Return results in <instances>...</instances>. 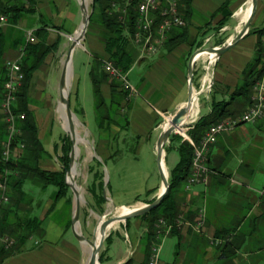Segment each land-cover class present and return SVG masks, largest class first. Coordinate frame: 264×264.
Listing matches in <instances>:
<instances>
[{"label": "crops", "instance_id": "crops-1", "mask_svg": "<svg viewBox=\"0 0 264 264\" xmlns=\"http://www.w3.org/2000/svg\"><path fill=\"white\" fill-rule=\"evenodd\" d=\"M36 2V14L25 16L16 25L8 23L0 27L2 50L0 80L3 77L2 68L5 62L21 58V51L26 43L25 32L35 31L45 26L48 31L47 43L49 45L59 43V45L57 50L49 54L42 65L34 71L29 86L27 108L32 115L37 138L49 155L47 158L40 159L39 166L46 170L57 171L58 169L52 167L51 160L58 147L54 136V122L57 124L55 113L60 104L57 81L61 77L65 60L62 49L67 42V37L74 36L76 28L80 25L78 20L81 11H79L77 0H36ZM226 2H228L226 11L230 12L231 16L215 35L216 33L212 30L217 28L220 20L223 19V14L218 10ZM249 3L250 0H191L187 11L183 2V16L187 22L186 27L191 42H195V47H191L190 43H182L168 51L165 45L156 56L141 58L137 49L130 46L134 61L128 73L135 65L144 64L147 70L146 78L144 77L135 95L126 96L119 87L113 90L109 79L100 78L99 61L109 59L105 47L107 31L101 26L88 28L81 44V48L85 49V45L89 48L88 62L83 66L84 75L90 80L93 93V76L95 81H98L105 105L101 115L105 122L109 121L111 125H116L114 128L116 131L111 132L108 127L99 128L97 134L100 149L96 151L101 162L110 160L115 163L121 159L127 153H123L121 148H127L129 143L134 141V137H141L143 141L154 139L157 143L162 131L160 124L165 116L178 111L188 101V63L193 50L208 44L209 47L222 46L234 38L244 24L239 12L246 9ZM263 28L264 1L259 0L249 32L235 46L211 62L213 93L209 104L204 102L199 105L202 115L210 113V104L213 99L228 101L238 88L242 75L255 59L259 41L264 44V38L255 33ZM211 32V35H207L200 42V36ZM220 37L224 40L216 43L215 39L218 40ZM198 43H202L201 47H197ZM204 55L207 60H210L209 55ZM74 67L76 64L73 61L72 77L79 99L82 77L80 73L75 74ZM197 68L196 66L194 70L193 86L195 90H200L204 72ZM95 103L94 93V105ZM113 104L115 111L109 118L106 112ZM237 107L236 116H240L249 106L247 103H241ZM80 108L84 113L81 104ZM103 112L107 117H104ZM168 118L166 117V120ZM97 120L100 123L99 118ZM121 121L125 123L120 125ZM245 125L250 127L246 128ZM263 132L264 117L256 124H244L231 132L221 134L217 143L210 148L207 157L208 168L212 171L208 183L189 189L183 186L179 193L180 198H183L185 212L183 227L179 233L181 255L180 261L173 264H264V242L260 244L261 241H257L253 249L249 245L252 237L259 236L257 230L264 224ZM120 137L122 142H118ZM113 140L118 144V150L115 152L110 147ZM155 143L153 152L156 151ZM91 169V172L95 170ZM93 183L96 184V182ZM161 189L162 183L159 180L156 187L148 191L147 202L143 205L155 200L161 193ZM38 200L37 197L36 201ZM41 203H43L41 204L43 210H48L53 201L49 197ZM65 203V200L56 203L53 211L47 215L48 218L58 211L57 209H65L66 218L63 223L56 224L54 221L48 223L44 220L46 223L42 225L44 230L42 239L31 238L19 252L7 257L0 264H86L84 248L77 242L71 231L73 205L69 209ZM131 204H120L118 207H129ZM42 208L39 207L37 210ZM200 210H203L205 214L203 226L198 228L197 217ZM99 211L101 212V208ZM44 215L46 214H41L39 219H42ZM251 219L253 225L250 227L247 223ZM128 220L119 222L118 228H112L108 233L109 239L107 240V237L104 241V250L101 252L104 254V261L101 264H128V262L129 264H145L142 244L146 231L145 223L137 217ZM81 221L80 211L79 222ZM172 236L167 233L159 237L158 244ZM215 240H220L222 243L216 245ZM0 246H2L1 242Z\"/></svg>", "mask_w": 264, "mask_h": 264}, {"label": "trees", "instance_id": "trees-1", "mask_svg": "<svg viewBox=\"0 0 264 264\" xmlns=\"http://www.w3.org/2000/svg\"><path fill=\"white\" fill-rule=\"evenodd\" d=\"M116 0H94V9L91 15L90 24L94 22L96 16L98 22L107 31V38L105 42L106 51L109 55V60L114 64L115 67L122 70L124 73H128L133 64V51L132 44L125 35L123 24L120 22V13L111 10V5ZM138 0H133L131 4V10L134 11ZM191 0H185V9L188 11ZM228 2L224 3L218 10L219 13L223 14V19L220 20L217 29L222 28L226 23L227 19L230 18L231 13L226 11L228 8ZM37 2L36 0H0V16L7 19L11 25H16L25 16L34 15L36 11ZM185 19V18H184ZM187 26V25H186ZM259 37L263 38L264 28L256 31ZM34 37L36 38L33 43H25L23 50L24 55L21 58V68L24 73V80L21 88L16 94V102L13 106V111L16 115L25 114L23 120L17 121V127L20 130L19 134H16L12 149L20 145H24L23 152L18 153L16 156H11L8 161H5L3 157V144L7 140L8 133L6 132V125L3 122V114H0V181L7 179L9 202L7 204L0 205V237L12 236L16 240V245L11 248H5L0 246V263L3 262L7 257L19 252L31 239V237L39 236L43 237L44 230L42 228L44 218L39 219L33 213V195L24 190L26 183L31 182L33 188H40L41 192H46L49 186H54L56 192L53 194V203L51 208L59 202L61 198L67 196L70 191L69 185L65 178V168L69 165V150L71 147V141L69 139L68 146L63 145V158L64 170L50 171L43 169L39 166L40 159L47 158L49 155L42 147L41 142L37 138L36 128L34 126L32 115L28 112V92L30 81L34 71L42 65L46 57L55 52L58 48L59 43L49 45L48 31L45 26L37 28L34 31ZM182 43H190L191 47H195V42H191L190 35L187 27L175 29L169 35L166 47L169 51L177 47ZM202 43H198L197 47H201ZM132 48H131V47ZM264 47L263 42L259 41L257 45V52L253 62L247 67L241 83L236 88L235 92L230 96L228 101H214L212 100L211 111L209 114L200 116L196 120V123L189 126L187 129V136L194 142L198 143L205 132L214 124L223 121L226 118L235 117L238 113V105L241 103L251 104V95L253 86L261 81L264 75ZM2 50L0 48V58ZM1 66V59H0ZM3 77L0 80V101L4 95V83L6 81V64L2 68ZM92 76V73H91ZM112 82V89L116 88V85ZM94 93H95V110L101 121V113L105 108L104 99L99 89L98 81H95L93 76ZM124 92V91H122ZM126 94V93H124ZM104 107V108H103ZM2 110V109H1ZM115 111V105L113 104L110 109L107 110L108 117H112V112ZM243 114V113H242ZM241 114V115H242ZM239 117V116H238ZM104 120V119H103ZM99 125V124H98ZM101 128V125H99ZM177 133L184 134L182 129L176 131ZM178 142L176 151L179 155V161L177 164L170 169L169 182L170 188L164 199L157 206V208L151 210L137 218L144 221L146 231L142 238V244L144 247L145 264L150 257L152 247L158 244V234L156 225L159 220H164L168 224L172 225V229L169 235L177 237L180 242V231L176 221L179 217L184 219L185 212L183 211V198H180L179 193L189 176H191V168L193 162V147L184 137L178 134H172L170 139V145L167 149L173 148V145ZM99 166V163H97ZM90 171L92 169L90 168ZM211 171V170H210ZM212 172V171H211ZM95 177L100 181L93 183L89 187V192L92 195L95 203L102 207L106 202L103 193L104 182L101 180L98 173L95 172ZM151 202H148V204ZM182 204V205H181ZM39 206H37L38 208ZM48 209L47 215L50 214ZM23 212V216L20 212ZM103 210L101 209V212ZM129 220L127 221V223ZM70 227V226H68ZM109 237L107 238V240ZM180 244V243H179ZM178 244V245H179ZM104 261V254H100V263ZM129 264V262H128Z\"/></svg>", "mask_w": 264, "mask_h": 264}, {"label": "rangeland", "instance_id": "rangeland-1", "mask_svg": "<svg viewBox=\"0 0 264 264\" xmlns=\"http://www.w3.org/2000/svg\"><path fill=\"white\" fill-rule=\"evenodd\" d=\"M261 1H264V0H261ZM258 2H259V0H258ZM88 5H89V10H90L92 7V0H88ZM97 16H96L94 22H92L91 24L89 23L88 28L90 26H96V27L101 26V23L98 22ZM78 21H79L78 24H81V14L80 13H79V20ZM7 24H8V21H7ZM79 26L76 28L75 31H78ZM88 28H87V30H88ZM216 31H218L217 28L212 30V32H214V33H216ZM212 32L209 34H205L203 36H200V38H199L200 42L203 41L207 35H211ZM215 35H217V33ZM70 37L72 38L73 35ZM70 37L69 36L67 37V39H66L67 42H66L64 48L62 49V54H63L64 59L66 58V54L68 53L69 47L71 45ZM263 38H264V36H263ZM223 40H224V38H222V37H220V39H218V40L215 39L216 43L222 42ZM81 44H82V42L80 43V45L78 47L79 49L77 48V50L75 51V54L73 56V61L76 64V67H74L75 68V74L80 73L81 77H82V82L80 83V90H79V99H78V96L76 94L75 82H73L72 75H71V78L69 81L70 82V85H69L70 90H69L68 96L70 99L71 109L74 112V114L76 116V120L79 124L78 128H77L78 134L87 140V143H84V142L78 143V156L76 157V165L74 167L76 168V170H78V174L76 176L75 181L81 183V193L83 195V202L81 203V208H80L82 221L79 224V229L81 230V232L83 233V235L85 237H88V239H91L92 236L95 235V232H96L98 225L101 223L102 216L105 213H107L113 209V204L116 206H119L120 204L129 205L130 203H132L131 206H129V207H132L134 209L136 207H138V208L143 207L144 205H146V204L143 205V203L147 202L146 196H147L148 191L155 188L158 181L161 179L159 178L160 177L159 169H158V165L156 164L157 163L156 151L153 152V145L155 143L154 139H152L151 141L150 140L143 141V140H141V137L140 138L134 137V141H131L127 148L125 147L126 150L128 149L127 151L124 149V147L121 148L123 153H126V152L127 153L125 155H123L122 158L119 159L115 163H112L110 160H105V162H101L100 158L98 157L96 149H98V151L100 149L99 144H98V134H97L100 130L99 125H101V129H103L104 127H108L109 132L116 131V130H114V128H116V125H111V123L109 121H108V123L105 122L103 120L102 115H101L102 119H101L100 123L97 120L98 118H96L97 114H96L95 105H94L93 88H92V85L90 84V80L84 75V69H83L84 64H87V62H88L89 55L87 53L89 52V50H88L89 48L86 47L87 45H85V49L81 48V46H82ZM209 46L210 45L208 44L202 48L208 49ZM202 48H199V49H202ZM166 50H168V49L166 48ZM197 50L198 49H194L193 54ZM202 55L203 56H201L199 58V63H197V64L195 63V67L197 66L198 67L197 69H199L201 71H202V69H201L202 62L207 61V58L204 57L205 55L204 54H202ZM105 61H110V60L106 59V60H100L99 61V65H100L99 67H101L100 78L101 79H109L111 82L114 81V84L116 85V87H119L122 91H124L121 87V83L117 82L115 80H112L110 78V76L105 72L104 67H103ZM6 62H5V64H6ZM62 68H63V66H62ZM146 73H147V70H146V66L144 64H142L140 66L135 65L132 68V70L128 73V79L127 80L133 86V88L135 89V92L125 91L124 93H126V96L127 95H135L138 93L137 90H139V86L142 83L144 77L146 78ZM202 73H203V71H202ZM6 77H7V74H6ZM59 81H60V77L57 81L58 84H59ZM261 81H264V75H263ZM193 84H194V78H193ZM195 92H199V90H195ZM212 93L213 92H211L206 97L205 96H199V98L197 100V103H198L197 115L194 117V121H192V122L188 121V125L184 131V134L179 133L178 135H180L181 137H184V138L188 137L187 136V129L189 128V126L195 124L196 120L199 119L201 116V113L199 111L200 110L199 105H202V103H204V102H206V104H209L211 102ZM141 96H143V94H141ZM139 98H141V97H139ZM1 100L3 101V99H1ZM2 101H0V114H3V113H1L2 112V110H1L2 109ZM148 102L151 103L150 101H148ZM59 103H60V98H59ZM80 104L84 110V113L82 112V110L80 108ZM103 113H104V117H107L106 114H108V113L107 112H106V114H105V112H103ZM174 113L175 112H173L172 114L166 115L160 125L162 126L165 123L166 117L172 116ZM55 117H56L57 124H55V122H54V136L56 138V142H57L58 147H57V150L54 151L52 158H51L52 167L54 169L64 170V164L62 162V158L64 155L63 151H62V146L63 145L68 146V144H69L68 142H69L70 137H69V134L66 132L65 128L63 127V125H61L62 120L60 118L59 112L56 111ZM235 117H238V116H235ZM4 118L5 117L3 116V122L5 123ZM232 118H234V117H232ZM119 123L121 125V124H124L125 122L121 121ZM5 125L7 126L6 123H5ZM125 125L123 127H125ZM241 125H244V124H241ZM245 127L249 128L250 126L245 125ZM6 132L8 133V136H7V140H8V137H9L8 127H6ZM254 132H256V131H254ZM19 133H20V130H19ZM117 134H119V133H117ZM107 137H108V135H107ZM171 137H172V135L170 136V139H171ZM139 139H140V141H139ZM170 139H169V142L165 146V157H166L165 158V164H166L168 177L170 174L169 173L170 169H172L177 164V162L179 161V155L176 151V147L178 146V142H176L173 145V148L167 149L170 145ZM7 140H6V142H7ZM6 142L3 144V148H5ZM118 142H122V137L119 138ZM156 144L157 143H155V145ZM22 145L23 144L20 145V149L18 147L16 148V150L14 149L12 156H16V158H17V156H18L17 154L20 153L21 151L23 152L24 145H23V147H21ZM71 147H72V143H71ZM71 147L69 150V154L71 151ZM110 147L112 150L114 149L113 150L114 152L117 151L118 150L117 142L115 140L111 141ZM97 161H99L102 165L100 164L98 166ZM90 168L95 169L97 171L96 174L98 173V175L100 177L102 176L101 180L104 183L107 182V186L103 187V193L105 192L107 198L112 200V202H105L102 205V207H101V209L103 210L102 213L99 211V206L95 204V200L92 198V196L89 192V187L91 186V184L93 182L98 183L100 181L99 179H97L95 177V173H94L95 170L93 172H91ZM211 173L212 172H210V174ZM210 174H209V177H210ZM24 190L30 192L33 195V201H34V204H33V208H34L33 211L34 212L33 213H35V215L38 216L39 218H40L41 214H43V213L47 214L48 210H45V209L43 210L42 205H41L43 203H41V202L46 201L49 197L53 201V194L56 192V188L54 186H49L47 188L46 192H41L40 188H33L32 183L28 182L25 184ZM72 194L73 193L70 190L67 193V196H65L64 198H61L59 200V202L65 200L66 201L65 206L68 207L69 209L72 207L73 202H74V196ZM37 197L39 198L38 201H36ZM152 201H154V200H152ZM152 201H150V202H152ZM181 203H183V201ZM55 205L52 208L50 207L51 208L50 213L55 208ZM37 206L41 207L42 209L37 210ZM57 210L58 211H55L54 213H52L50 215V217L47 218L46 215H44L42 217V219L44 218L46 221H48V223H49V221L50 222L54 221L56 224L63 223V220L66 218V216L64 214L65 209L60 210V208H59ZM20 215L23 216L22 211L20 212ZM46 221H44V223H43L44 225H45ZM247 224H248V226L251 227L253 225V220L251 219ZM68 226H70L69 221L67 223V227ZM118 226H119L118 224L115 225L116 228H118ZM109 232H110V230H109ZM257 234H259L258 237H252V239H250L251 243L249 245H250V247H252V249L257 245V241L258 242L261 241L260 244H262L264 242V224L262 227L260 226V229L257 230ZM0 238L2 240L5 238H8L11 241H13V245H11L9 248L14 247L17 244L15 238L12 236L5 235L3 238L2 237H0ZM31 238L34 240H41L42 239L39 236L36 237V235L31 237ZM1 239H0L1 245L4 246L5 248H7L6 244ZM29 241H30V239H29ZM179 243L180 242H179L178 238L172 236V237H169L166 240L162 241V243H160V245L157 244L158 246H160L159 256H160L161 263L173 264V262L177 263L180 261L179 257L181 254H180V248H179L180 244ZM102 250H104V245L102 246L101 252H102ZM101 252H100V254H101ZM87 258H88V255L85 256L86 261H87Z\"/></svg>", "mask_w": 264, "mask_h": 264}, {"label": "built area", "instance_id": "built-area-1", "mask_svg": "<svg viewBox=\"0 0 264 264\" xmlns=\"http://www.w3.org/2000/svg\"><path fill=\"white\" fill-rule=\"evenodd\" d=\"M185 0H138L134 11L131 10L133 0H116L111 5V10L120 13L119 20L124 26L125 34L130 43L137 49L141 58L154 57L165 46L169 35L175 29L186 27L187 22L183 16V2ZM7 24V19L0 16V27ZM34 31L27 30L25 32L26 43L35 42ZM208 41V40H207ZM264 53V52H263ZM24 50L21 51V58ZM264 55V54H263ZM198 55L195 63H199ZM210 57V56H209ZM21 58L19 60H8L6 62L7 78L4 83V95L2 101V112L5 123L9 131V137L5 144L3 157L8 161L12 154V144L16 134L19 133L17 121L25 118L24 114L16 115L13 106L16 101V94L22 86L24 73L21 68ZM104 70L112 80L121 83L122 89L129 92H135L133 86L129 83L127 73L115 67L110 61L104 62ZM204 72L201 79L202 94L200 96H208L213 90V79L211 73L210 60L202 62L201 66ZM198 100V99H197ZM264 117V81L257 82L252 89L251 104L248 109L238 117L226 118L223 121L212 125L202 136L198 143L192 141L189 137L186 140L193 147V162L191 168V176L186 181L185 188L196 185H206L209 180L210 169L207 165V157L210 148L217 143L221 134L231 132L241 124H256ZM23 147V145L21 146ZM8 184L7 179L0 181V205L7 204L9 197L7 195ZM204 211L198 213L197 226L201 228L204 223ZM179 229L183 227L182 217L176 221ZM158 238L170 233L172 225L164 220H159L157 225ZM1 239V238H0ZM2 240V239H1ZM6 247L13 245V241L8 238L3 239ZM216 245L221 244L220 240H215ZM160 246L154 245L147 264H162L160 260Z\"/></svg>", "mask_w": 264, "mask_h": 264}, {"label": "water", "instance_id": "water-1", "mask_svg": "<svg viewBox=\"0 0 264 264\" xmlns=\"http://www.w3.org/2000/svg\"><path fill=\"white\" fill-rule=\"evenodd\" d=\"M251 1V10L249 16L244 21V24L238 34L232 38L229 42L222 46H215L198 49L191 57L190 62L188 63V81H187V89H188V101L186 104L176 111L171 117L170 123L166 126L162 127L161 134L158 138L157 145H156V161L159 169V174L161 178L162 188L163 191L149 204L144 205L143 207L135 208L132 211L126 214H117L118 206L113 204V209L102 216L101 223L99 225L100 228V238H97L96 235L92 236L91 239L85 237L81 230L79 229V214L81 203L83 202V195L81 193V183L76 182L79 190L75 187V185L70 182L69 178L71 177V172L73 166L76 165V155L78 151V132L76 126L73 122L76 119L74 112L71 109L70 99H69V85H70V78L72 75V62L73 56L75 51L79 47L80 43L84 40L88 25L90 23L91 15L94 9V0H92V7L89 10V5L87 0H77L79 8L81 11V24L79 26V35L75 39H71V45L69 47L68 53L66 54V58L63 63V68L61 72V77L59 81V98L60 104L63 106L65 116L69 121V129H65L66 132L69 134L72 147L69 154V165L65 168V178L69 185V188L72 195L74 196L73 202V213L71 219V231L74 238L79 242V244H88L90 246V250L88 253V258L86 264H100V252L104 241L108 237L107 230L109 227L115 222H123L131 218L142 216L146 213H149L151 210L157 208L158 205L162 202L165 195L168 193L170 188V182L167 172L163 169L162 163H165V146L169 142L170 136L172 134H179L176 132L177 128H181L182 131L186 129L188 125V119L191 117L193 111L198 108L197 99L202 94L200 91L195 92L193 87V78L194 77V70H195V61L198 55L206 54L210 56V63L214 60H217L222 54L227 52L230 48L235 46L250 30V26L252 24L253 18L257 12L258 8V0H250ZM212 57V58H211ZM104 186H107V182L104 183ZM104 198L106 202H112L111 199L107 198L106 193L104 192Z\"/></svg>", "mask_w": 264, "mask_h": 264}, {"label": "bare ground", "instance_id": "bare-ground-1", "mask_svg": "<svg viewBox=\"0 0 264 264\" xmlns=\"http://www.w3.org/2000/svg\"><path fill=\"white\" fill-rule=\"evenodd\" d=\"M87 3H88V0H87ZM251 2L249 3V5L247 6V8L246 9H244V10H242L241 12H239V15H240V19L244 22L246 19H247V17L249 16V13H250V10H251ZM79 35V30L78 31H76V33L74 34V36L72 37V39H75L77 36ZM211 56V55H210ZM212 58V57H211ZM182 106V105H181ZM58 112H59V114H60V118H61V120H62V124L61 125H63V127L65 128V129H69V121H68V119H67V117L65 116V113H64V109H63V106L61 105V104H59V107H58V110H57ZM197 115V109H195L194 111H193V113H192V115H191V117L188 119L189 120V122H192V121H194V117ZM59 118V119H60ZM172 119V117L171 116H169V118L165 121V123L162 125V127H164V126H166L167 124H169L170 123V120ZM73 122H74V124H75V126H76V129L78 128V122H77V120L76 119H74L73 120ZM60 125V126H61ZM181 128H177L176 129V131H178V130H180ZM78 132V131H77ZM79 135V134H78ZM78 141L79 142H81V143H87V140L85 139V138H83V137H81L80 135H79V138H78ZM89 152V151H88ZM78 156V151H77V155H76V157ZM166 158V157H165ZM162 165H163V169L165 170V172H167V169H166V164L165 163H162ZM77 174H78V171H76V168L73 166V168H72V172H71V177L69 178V180H70V182H72V184L73 185H75V187L77 188V190H79V187L77 186V184H76V182L77 181H75L76 180V176H77ZM161 191H163V188L161 189ZM160 191V192H161ZM119 209H118V212H117V214H126V213H128V212H130V211H132L134 208H132V207H126V206H123V207H118ZM136 208H138V207H136ZM119 222H115V223H113L110 227H109V229L107 230V232L109 231V230H111L112 228H114L115 227V225H117ZM100 225V224H99ZM99 225H98V227H97V229H96V232H95V235H96V237L97 238H100L101 236H100V228H99ZM116 228V227H115ZM83 246V248H84V251H85V254L86 255H88V253H89V250H90V246L88 245V244H83L82 245ZM85 255V256H86Z\"/></svg>", "mask_w": 264, "mask_h": 264}]
</instances>
